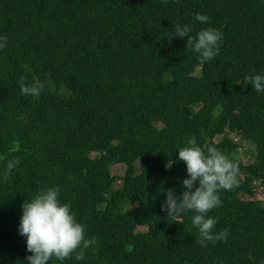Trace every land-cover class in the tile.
<instances>
[{"label":"trees","instance_id":"trees-1","mask_svg":"<svg viewBox=\"0 0 264 264\" xmlns=\"http://www.w3.org/2000/svg\"><path fill=\"white\" fill-rule=\"evenodd\" d=\"M186 24L223 34L215 58L174 35ZM0 36V264H28L22 205L50 187L98 243L49 264H264V92L246 79L264 75V0H0ZM37 80L39 97L21 94ZM231 134L255 144L252 161ZM191 146L239 167L208 213L226 242L203 247L194 212L161 210L167 189L184 191Z\"/></svg>","mask_w":264,"mask_h":264},{"label":"clouds","instance_id":"clouds-1","mask_svg":"<svg viewBox=\"0 0 264 264\" xmlns=\"http://www.w3.org/2000/svg\"><path fill=\"white\" fill-rule=\"evenodd\" d=\"M195 20L208 23L209 17L196 13ZM192 25H175L174 35L186 39V47L199 54L201 63L212 60L218 55L223 34L212 27L204 28L194 37L190 35ZM171 42V41H169ZM7 45V38L0 36V49ZM248 84L257 92H264V75L246 77ZM48 85V81L37 80L33 83H20L21 94L39 97ZM232 139L237 136L231 134ZM194 143V142H190ZM239 150V147H238ZM179 160L186 164L187 178L183 179L184 191L177 196L174 189L166 190L161 210L167 212L168 219L176 220L185 212H194L192 224L199 230L197 243L206 247L209 242L227 241L228 230L214 231L216 219L208 213L222 206L218 195L221 190L231 191L238 185L239 167L230 161L216 147L209 146L205 151L198 146L183 147L179 151ZM169 162L167 167H171ZM19 164V160L8 162L4 179ZM255 183V182H254ZM59 189L50 187L41 190L31 202L22 205L19 234L26 237L28 264H49L53 258L64 261L75 253L76 260H83L85 250L98 243L95 237L86 238L85 226L76 221L70 205L58 199Z\"/></svg>","mask_w":264,"mask_h":264},{"label":"rangeland","instance_id":"rangeland-1","mask_svg":"<svg viewBox=\"0 0 264 264\" xmlns=\"http://www.w3.org/2000/svg\"><path fill=\"white\" fill-rule=\"evenodd\" d=\"M199 67L196 68L194 74H198L199 72ZM220 136H216V139H219ZM239 140V150L237 153L238 158L244 162H250L253 159L254 153L256 152V146L253 142H250L248 140H240V137L238 138ZM94 156V154H91ZM138 161V160H137ZM139 163H136V170H139ZM126 169V165L124 163H117L111 166V173L116 176L115 181H114V188L118 187L121 185L122 179L121 177L124 175ZM136 230L142 231L145 230V227L143 226H138Z\"/></svg>","mask_w":264,"mask_h":264},{"label":"built area","instance_id":"built-area-1","mask_svg":"<svg viewBox=\"0 0 264 264\" xmlns=\"http://www.w3.org/2000/svg\"><path fill=\"white\" fill-rule=\"evenodd\" d=\"M233 139H235V140H236V137H234Z\"/></svg>","mask_w":264,"mask_h":264}]
</instances>
